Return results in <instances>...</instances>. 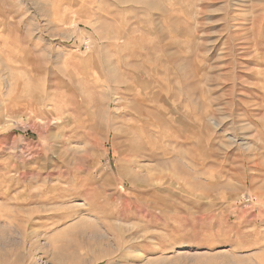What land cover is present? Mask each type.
<instances>
[{
    "label": "rangeland",
    "instance_id": "1",
    "mask_svg": "<svg viewBox=\"0 0 264 264\" xmlns=\"http://www.w3.org/2000/svg\"><path fill=\"white\" fill-rule=\"evenodd\" d=\"M0 264H264V0H0Z\"/></svg>",
    "mask_w": 264,
    "mask_h": 264
},
{
    "label": "bare ground",
    "instance_id": "2",
    "mask_svg": "<svg viewBox=\"0 0 264 264\" xmlns=\"http://www.w3.org/2000/svg\"><path fill=\"white\" fill-rule=\"evenodd\" d=\"M227 29H228V28H227ZM260 30H261V29H260ZM203 42H204V41H203ZM212 42H213V41H212ZM204 43H205V42H204ZM215 49H216V48H215ZM122 69H123V68H122ZM38 70H39V69H38ZM119 70H120V69H119ZM217 70H218V69H217ZM220 70H221V69H220ZM120 72H122V71L120 70ZM123 72H124V71H123ZM123 72H122V73H123ZM239 73H240V72H239ZM123 74H124V73H123ZM248 76H249V75H248ZM121 83H122V82H121ZM121 83H120V84H121ZM238 83H239V82H238ZM212 84H213V83H212ZM213 89H214V88H213ZM218 91H219V89H218ZM217 102H218V101H217ZM186 103H188V102H186ZM239 103H240V102H239ZM190 107H191V106H190ZM132 109H133V108H132ZM14 116H15V115H14ZM133 116H134V115H133ZM10 117H11V116H10ZM20 117H21V116H20ZM107 117H108V116H107ZM11 118H12V117H11ZM17 118H18V117H17ZM12 119H13V118H12ZM21 119H22V118H21ZM9 120H11V119H9ZM30 121H31V120H30ZM32 121H33V120H32ZM11 122H12V121H11ZM32 123H33V122H32ZM34 124H35V123H34ZM35 126H36V125H35ZM93 134H94V133H93ZM196 148H197V147H196ZM14 177H15V176H14ZM52 188H53V187H52ZM53 190H54V188H53ZM53 190H52V191H53ZM38 194H39V193H38ZM38 194H37V196H36L37 198L40 197ZM33 195H36V194H33ZM28 196H29V194H28ZM34 198H35V196H32V197L29 196V200H30V201L34 200ZM46 198H47V197H46ZM46 198H45V199H46ZM43 199H44V198H43ZM48 199H49V198H48ZM54 199H55V198H54ZM29 200H27V201H29ZM41 200H42V199H41ZM41 200H40V201H41ZM25 201H26V200H25ZM27 201H26V202H27ZM47 201H48V200H47ZM34 202H37V200H35ZM44 202H45V201H44ZM30 203L32 204V202H30ZM30 203H29V204H30ZM45 203H46V202H45ZM48 203H51V202H48ZM39 204H42V203L39 202ZM46 204H47V203H46ZM20 211H21V210H20ZM20 211H19V212H20ZM17 212H18V211H17ZM20 213H21V212H20ZM29 224H30V222H29ZM33 224H34V223H33ZM97 225H98V224H97ZM108 226H109V225H108ZM11 227H12V226H11ZM23 227H24V226H23ZM23 227H22V228H23ZM26 227H28V226H26ZM86 227H87V226H86ZM88 228H89V227H88ZM84 229H85V228H84ZM86 229H87V228H86ZM86 229H85V230H86ZM23 230H24V229H23ZM24 232H25V231H24ZM82 232H83V231H82ZM84 232H86V231H84ZM91 233H92V230H91ZM93 233H94V234H92V235H94V237H95V236L98 237V234H99V231H98V230H97V231H93ZM25 234H26V232H25ZM25 234L23 233V235H25ZM30 234H31V233H30ZM81 234H82V233H81ZM85 234H86V233H85ZM85 234L83 233V235H85ZM86 235H87V234H86ZM79 236H81V235H79ZM101 236H102V235H101ZM113 236H114V235H113ZM67 238H69V237H67ZM77 238H78V237H77ZM98 238H99V237H98ZM91 239H92V238H91ZM115 239H116V238H115ZM67 240H68V239H67ZM70 240H71V239H70ZM94 241H95V240H94ZM94 241H93V242H94ZM68 242H69V241H68ZM91 242H92V241H91ZM91 242H90V243L87 242V241L84 239V236H82L81 239H80V242L75 241V242H73L72 244L74 245V248H76V249H82V248H88V247H90ZM97 242H98V241H97ZM55 243H56V242H55ZM98 243H99V242H98ZM65 244H66V243H65ZM70 244H71V243H70ZM122 245H123V244H122ZM65 246H66V245H65ZM81 247H82V248H81ZM96 247H97V246H96Z\"/></svg>",
    "mask_w": 264,
    "mask_h": 264
}]
</instances>
